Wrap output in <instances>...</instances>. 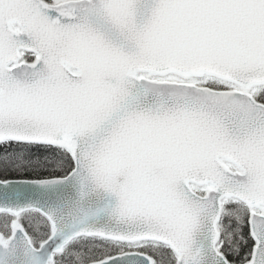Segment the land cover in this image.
<instances>
[{
  "label": "snow or ice",
  "instance_id": "snow-or-ice-1",
  "mask_svg": "<svg viewBox=\"0 0 264 264\" xmlns=\"http://www.w3.org/2000/svg\"><path fill=\"white\" fill-rule=\"evenodd\" d=\"M0 264H264V0H0Z\"/></svg>",
  "mask_w": 264,
  "mask_h": 264
}]
</instances>
